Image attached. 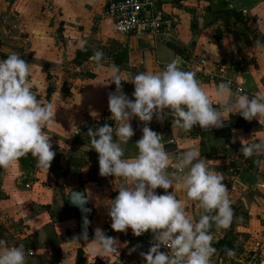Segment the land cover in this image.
Wrapping results in <instances>:
<instances>
[{
  "label": "crops",
  "instance_id": "obj_1",
  "mask_svg": "<svg viewBox=\"0 0 264 264\" xmlns=\"http://www.w3.org/2000/svg\"><path fill=\"white\" fill-rule=\"evenodd\" d=\"M108 1L0 0V54L17 53L29 63L32 91L38 100L52 103L55 123L44 131L55 154H71L77 129L88 137L90 128L105 124L115 128L108 107V96L116 91L111 82L113 65L122 78H128L129 74L159 72L182 57L183 70H205L196 79L214 107L218 105L212 93L225 79H236L250 97L264 94V0H153L156 9L175 22L167 39L114 35L110 19L104 16ZM96 51L103 53L99 69L90 60ZM121 88L134 99L132 83L121 81ZM91 111L98 112L99 118L94 119ZM130 123L134 135L122 145L125 158L137 154L135 143L145 127L138 118ZM147 126L164 137L170 156L168 172L174 170L180 153L197 148L209 167L223 174L234 216L229 228L210 229L212 245H218L211 264H264V154L250 158L240 154L241 140L244 144L264 140V120L247 121L232 114L221 128L206 131L196 125L186 132L173 128L171 117L161 122L153 116ZM89 146L94 167L84 189L70 188L68 181L55 177L53 163L48 172L37 168L31 154L7 169L0 168V239L30 250L33 254L27 256L26 264H75L78 249L83 250L86 264H144L140 254L150 249L152 233L136 237L131 229L126 233L112 230L107 202L115 196L112 188L100 187L105 180L95 178L101 179L98 153L91 149L90 140ZM113 178L107 177L108 185ZM73 190L88 197V242L100 228L119 242L117 253L101 256L93 254L83 240L71 242L80 236L77 210L67 206ZM173 191L185 210L198 219L197 202L188 201L179 185L168 190ZM156 194L165 191L158 188ZM228 250L234 255L229 256Z\"/></svg>",
  "mask_w": 264,
  "mask_h": 264
},
{
  "label": "clouds",
  "instance_id": "obj_2",
  "mask_svg": "<svg viewBox=\"0 0 264 264\" xmlns=\"http://www.w3.org/2000/svg\"><path fill=\"white\" fill-rule=\"evenodd\" d=\"M84 46L82 41L80 47ZM256 46L261 47L259 42ZM90 60L98 69L103 67L101 51L94 52ZM183 63L182 57H176L159 72L129 74L128 78H122L119 68L113 65L111 82L116 85V91L109 94L108 107L115 128L105 124L90 128L87 133L91 149L98 153L99 174L121 181L118 186L115 184L118 195L107 202L112 230L126 233L131 229L136 237L152 233L150 249L140 254L144 264H211L217 249L212 246L210 229L229 228L234 216L223 174L211 169L197 148L180 153L173 164L174 170L167 171L170 156L165 150L164 137L147 126L153 116L161 122L171 117L172 127L186 132L196 125L206 131L221 128L232 114H239L247 121L264 120V94L250 97L242 89L234 92L231 82H221L212 93L218 105L214 107L196 73L183 70ZM30 75V64L19 54L12 53L0 60V168L7 169L31 154L37 168L48 172L55 152L44 129L55 123L53 105L38 100L31 89ZM121 81L134 85L133 100L123 93ZM90 115L99 118L96 111ZM133 118H138L145 127L135 143L137 154L125 158L122 145L128 144L134 135L130 123ZM242 141L245 140H241L240 154L245 158L264 154V140L247 144ZM174 185H179L188 201L197 202L201 209L198 219L185 210L174 191L168 192ZM158 188L165 194H156ZM68 196L74 205L87 211L83 208L88 202L86 194L69 192ZM89 223L85 217L84 231L71 242L79 244L83 240L93 254L101 256L117 253L119 242L100 228L88 242ZM162 248L169 251H161ZM32 254L23 245L10 246L0 239V264H26L27 256ZM227 254L234 255L231 250Z\"/></svg>",
  "mask_w": 264,
  "mask_h": 264
},
{
  "label": "built area",
  "instance_id": "obj_3",
  "mask_svg": "<svg viewBox=\"0 0 264 264\" xmlns=\"http://www.w3.org/2000/svg\"><path fill=\"white\" fill-rule=\"evenodd\" d=\"M104 16L111 21V32L120 36L136 35L150 39L162 35L167 39L175 25L173 18L156 9L153 0H109L105 5ZM193 72L196 75L205 74V70L200 68ZM210 75L219 78L214 74ZM224 82H231L235 92L239 89L244 91L236 79H225ZM169 142L173 143V140ZM0 223H3L1 217ZM117 264H120V261H117Z\"/></svg>",
  "mask_w": 264,
  "mask_h": 264
},
{
  "label": "rangeland",
  "instance_id": "obj_4",
  "mask_svg": "<svg viewBox=\"0 0 264 264\" xmlns=\"http://www.w3.org/2000/svg\"><path fill=\"white\" fill-rule=\"evenodd\" d=\"M10 54H12V53H7V52L1 53L0 54L1 55L0 60L6 59ZM74 136L75 137L72 141L71 150H70L71 154L70 155H67L66 153H64L62 155L55 154V157H54L53 161L51 162L54 165L53 174L55 177L57 175L58 178H61L64 181H68L70 188L84 189V187H85L84 184H87L86 178L88 175L91 174L90 171L94 167V163L93 162L90 163V161H91V158L89 156V148H90L89 140L90 139L87 136L82 135V134L81 135L80 134H74ZM57 157H60V158H57ZM33 164H36V161H35V163L33 162ZM96 172H97V170H96ZM100 177H101V179L97 175H95V178L96 179L98 178L97 179L98 181L99 180H105L104 182H106V183H101L100 187H103V189L112 188L113 190H110L111 195L114 194V196L116 197L118 195V191L115 190V184L118 186V184L121 182L120 179L119 178H116V179L113 178V183L111 185H108L109 181L107 180V177H102L101 175H100ZM76 184H78V185H76ZM90 187H93V186L90 185ZM83 192H84V190H83ZM115 197H113V198H115ZM144 248H147V245H144L143 249ZM133 249H136V246L133 247Z\"/></svg>",
  "mask_w": 264,
  "mask_h": 264
},
{
  "label": "water",
  "instance_id": "obj_5",
  "mask_svg": "<svg viewBox=\"0 0 264 264\" xmlns=\"http://www.w3.org/2000/svg\"><path fill=\"white\" fill-rule=\"evenodd\" d=\"M161 2H167L169 0H160ZM71 192H78L76 190H73ZM67 206L69 208H73L77 210L78 213V227H79V233L80 235L82 234V232L84 231L83 228V219L86 217L88 219V202L83 206L84 209H86L87 211H83L81 209V207L74 205L71 200L68 197V202H67ZM89 234V227L87 228V235Z\"/></svg>",
  "mask_w": 264,
  "mask_h": 264
},
{
  "label": "trees",
  "instance_id": "obj_6",
  "mask_svg": "<svg viewBox=\"0 0 264 264\" xmlns=\"http://www.w3.org/2000/svg\"><path fill=\"white\" fill-rule=\"evenodd\" d=\"M225 12L228 13V11H225ZM48 93H50V89L48 90ZM257 158H259V156ZM212 246L215 248L218 247V245H212ZM75 264H86V260L84 258V253L82 249H78L76 252V263Z\"/></svg>",
  "mask_w": 264,
  "mask_h": 264
}]
</instances>
